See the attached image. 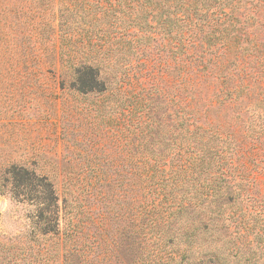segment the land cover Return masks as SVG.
<instances>
[{"label": "trees", "instance_id": "1", "mask_svg": "<svg viewBox=\"0 0 264 264\" xmlns=\"http://www.w3.org/2000/svg\"><path fill=\"white\" fill-rule=\"evenodd\" d=\"M57 11L66 43L167 49L163 109L136 125L130 264H264V0H58ZM108 50L87 47L73 71L79 91L108 88L98 57ZM7 173L14 195L40 206L42 234L57 233L54 183L23 166ZM32 175L35 197L20 191ZM79 250L65 264L80 263Z\"/></svg>", "mask_w": 264, "mask_h": 264}, {"label": "rangeland", "instance_id": "2", "mask_svg": "<svg viewBox=\"0 0 264 264\" xmlns=\"http://www.w3.org/2000/svg\"><path fill=\"white\" fill-rule=\"evenodd\" d=\"M57 7L58 0H0V264H65L72 249L82 253L76 264H130L136 125L149 108L163 109L167 49L165 43L127 45L125 52L120 43H66ZM90 45L114 50L98 54L108 88L83 93L73 71ZM116 59L127 67L114 68ZM14 165L54 183L57 233L43 235L38 203L14 195L7 173ZM31 185L20 191L35 197Z\"/></svg>", "mask_w": 264, "mask_h": 264}]
</instances>
